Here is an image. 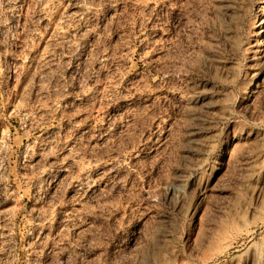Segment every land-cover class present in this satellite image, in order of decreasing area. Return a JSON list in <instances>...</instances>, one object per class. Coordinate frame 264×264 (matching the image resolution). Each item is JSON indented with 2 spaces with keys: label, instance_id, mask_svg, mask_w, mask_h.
<instances>
[{
  "label": "rangeland",
  "instance_id": "1",
  "mask_svg": "<svg viewBox=\"0 0 264 264\" xmlns=\"http://www.w3.org/2000/svg\"><path fill=\"white\" fill-rule=\"evenodd\" d=\"M255 44L264 0H0V264H264Z\"/></svg>",
  "mask_w": 264,
  "mask_h": 264
},
{
  "label": "bare ground",
  "instance_id": "2",
  "mask_svg": "<svg viewBox=\"0 0 264 264\" xmlns=\"http://www.w3.org/2000/svg\"><path fill=\"white\" fill-rule=\"evenodd\" d=\"M252 46L255 47V48L253 49V53H254L255 55H260V54L264 53V46H263V45H259V44L257 45V44H255V45H252ZM186 95H187L186 92H182V94H177L178 98H180V99H184ZM219 227H220V226H219ZM248 232H249V231H248Z\"/></svg>",
  "mask_w": 264,
  "mask_h": 264
}]
</instances>
